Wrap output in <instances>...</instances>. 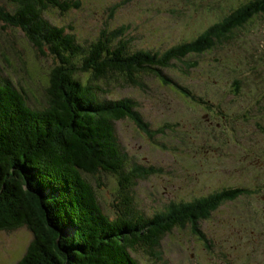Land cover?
Returning <instances> with one entry per match:
<instances>
[{"label":"trees","instance_id":"obj_1","mask_svg":"<svg viewBox=\"0 0 264 264\" xmlns=\"http://www.w3.org/2000/svg\"><path fill=\"white\" fill-rule=\"evenodd\" d=\"M4 1L0 12H12L7 15L8 26L19 30L54 64L42 80V96L25 82L19 85L6 65L0 67V232L25 228L32 236L15 264H145L143 260L166 264L159 258L161 239L189 220L198 223L196 209L186 211L216 196L225 202L247 193L251 187L246 183L220 186L235 175L251 179L248 168L259 167L252 160L263 161L256 181L262 178L264 152L257 144L264 146V90L257 88L261 78L264 81V0H240L245 3L232 7L197 36H177L166 47L162 43L167 32L160 27L146 48L133 45V36L123 29L102 28L92 38L81 39L73 28L47 18V13L59 19L71 12L75 15L82 8L79 0ZM172 13L162 10L161 16L168 19ZM166 25L178 28L179 23ZM232 42L242 45L232 51L236 56L241 50V59L233 63L225 55L226 60L220 59L208 76L210 88L194 95L186 87L190 71H199L197 63L205 53L224 51ZM3 61L7 63L4 57ZM246 66L253 75L243 72ZM258 66L263 69L259 74ZM147 78L168 86L214 118L209 125L214 123L215 130L225 129L226 134L208 133L211 144L218 143L232 159L223 164L230 168H217L224 183L207 197L171 202L150 215L139 208L132 193L137 179L152 169L130 165L116 133L119 121L139 117L136 102L121 91L142 88ZM254 90L256 97L250 99ZM241 105L250 112L237 117L234 109ZM233 116L245 124L243 135L250 141L249 148L240 147L236 154L231 150L232 135L239 130ZM225 117L228 120L223 121ZM110 177L116 182L115 194L122 195L117 209L110 205L112 213L92 187ZM216 205H206L199 214ZM243 210L241 217L251 216V206ZM181 212L186 213L179 216ZM198 233H202L199 228ZM233 261L227 259L226 264Z\"/></svg>","mask_w":264,"mask_h":264},{"label":"rangeland","instance_id":"obj_2","mask_svg":"<svg viewBox=\"0 0 264 264\" xmlns=\"http://www.w3.org/2000/svg\"><path fill=\"white\" fill-rule=\"evenodd\" d=\"M1 2L7 4L0 0V6ZM79 2L82 8L75 15L71 12L65 15L64 19H59L47 13V18L56 21L57 24L73 28L81 39L92 38L102 28H107L109 32L123 29L124 33L133 36L132 44L139 45L140 48L148 46L154 38V33L158 36L160 27L165 29L164 33L167 32V39L162 43L166 47L177 36L187 39L197 36L204 28L213 24L212 22L215 23L228 14L232 7H238L237 0H79ZM11 8L14 7L11 6L9 10H12ZM169 9L173 10V13L169 14L168 19H164L161 11L166 12ZM203 11L206 16L201 13ZM8 14L12 15V12L9 11ZM7 15L4 9L0 12L2 19L0 67L5 68L6 65L9 74L19 85L20 82H25L37 96H42V80L52 69L53 60L49 55L33 47L19 30L9 27L8 23L11 22ZM168 21L174 27L175 23H179L178 28L167 26ZM249 38L250 36L246 34V40ZM235 48L234 45L224 49L225 52L223 49L218 51L216 49L205 53L197 63L200 64L199 71L191 70L188 74L190 78L186 82L189 85L186 87L194 90L196 96L205 94L204 89L210 88L208 76L217 62L220 59L226 60L225 55L230 58ZM2 56L7 63L3 61ZM247 68L243 69V72L247 70L250 76L253 75ZM220 83L225 85L221 79ZM260 83L263 84L262 78ZM212 93L211 96L216 94L213 90ZM120 94L136 102V112L139 116L129 120L123 119L116 126V133L127 162L146 170L152 169L151 174L137 179L132 193L138 200L139 208L146 215L160 212L171 202H191L207 197L219 184L224 183L222 180L224 175H220L217 168L219 169V166L226 168L227 166L223 164H230L232 159L226 158L218 143L211 144L209 134L213 137L220 136L221 132L222 136L226 134L225 129L215 130L217 128L214 123L209 125V120L213 121L214 118L210 119L208 115L203 119L202 110L197 105L187 102L155 79L147 78L142 88L124 89ZM254 95L251 93L250 99ZM234 111L238 113L237 117L250 112L246 111L243 105ZM208 112L212 113L209 110ZM225 120L228 118L225 117L223 121ZM232 120L234 123L237 121L239 130L232 135L234 147H231V150L236 154L240 147L249 148L250 141L243 135L246 130L245 124L234 116ZM198 135L201 137H197ZM257 149L264 152L263 145L257 144ZM261 166L262 163L258 168H248L247 175L251 179L242 178L240 175L232 176V179L228 180L225 178V184L220 188L227 184L241 183H246L251 188L235 199L210 208L208 213L197 214L194 218L198 224L189 220L181 227H174L160 241L159 258L166 264H224V259L230 261L234 259V264H264V204L259 202L264 193V183L260 182L264 181V175L256 181ZM107 179L93 183L92 187L99 200L112 213L110 205L117 209L122 195L115 194L114 178ZM247 206H251L250 222L247 217L240 215L245 214L243 208ZM198 228L207 241L198 236ZM31 239V234L25 228L0 232V264H15L25 253ZM57 242L59 243V240ZM192 253L196 256L195 259L191 257ZM143 262L147 264L145 260Z\"/></svg>","mask_w":264,"mask_h":264},{"label":"bare ground","instance_id":"obj_3","mask_svg":"<svg viewBox=\"0 0 264 264\" xmlns=\"http://www.w3.org/2000/svg\"><path fill=\"white\" fill-rule=\"evenodd\" d=\"M204 116H202V118L203 117H206V116H208L207 114H203ZM204 119V118H203ZM221 193V192H220ZM241 196V195H240ZM214 199H212L211 201H209L208 203L207 202H200V203H197L196 205H194V206H192L188 211H186V212H189L190 210H192V209H196V213H198L199 214V209H202L203 210V208L206 206V205H209V206H211L212 204H213V206L214 205H216V203L218 202V204L217 205H220L221 203H223L224 201H222V199L220 198V197H218V196H216V197H213ZM259 202H261V203H263L264 204V196L262 195V197H260V199H259ZM216 205V206H217ZM198 208V209H197ZM186 212H181V213H179L178 215L180 216V214H183V213H186ZM247 219H251V216L249 217H247ZM249 222H250V220H248ZM198 224V223H197ZM198 236H200V237H202V238H204V235L202 234V233H198ZM205 239V238H204ZM206 240V239H205ZM207 241V240H206ZM192 256V258L193 259H195L196 258V256L192 253L191 254ZM227 263V259L225 260L224 259V264H226Z\"/></svg>","mask_w":264,"mask_h":264},{"label":"water","instance_id":"obj_4","mask_svg":"<svg viewBox=\"0 0 264 264\" xmlns=\"http://www.w3.org/2000/svg\"><path fill=\"white\" fill-rule=\"evenodd\" d=\"M24 188L26 189V186H24Z\"/></svg>","mask_w":264,"mask_h":264},{"label":"flooded vegetation","instance_id":"obj_5","mask_svg":"<svg viewBox=\"0 0 264 264\" xmlns=\"http://www.w3.org/2000/svg\"><path fill=\"white\" fill-rule=\"evenodd\" d=\"M263 256H264V252H263Z\"/></svg>","mask_w":264,"mask_h":264}]
</instances>
